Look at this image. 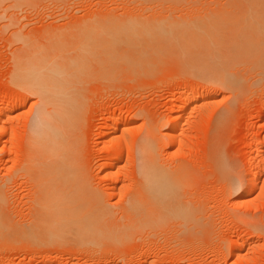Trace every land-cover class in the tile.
I'll use <instances>...</instances> for the list:
<instances>
[{
    "label": "rangeland",
    "instance_id": "rangeland-1",
    "mask_svg": "<svg viewBox=\"0 0 264 264\" xmlns=\"http://www.w3.org/2000/svg\"><path fill=\"white\" fill-rule=\"evenodd\" d=\"M141 1L0 0V107L8 102L12 106L10 112L0 118L1 121L8 118L10 121L8 125L11 128H9L10 131L7 130L4 142L0 143V228L3 229L2 231L0 229V264H264V140L257 143V140L264 139V67L259 69L260 66H256L257 63L254 65V62L249 60L255 52L250 53L253 51L251 46L246 45L251 48L250 51L248 48L244 49L249 40L252 38L255 41L259 40L261 32L264 34L262 31L264 27L261 29L258 24L257 28L259 26L261 29L259 32L258 28L260 34L259 36L256 34L258 38L252 33L254 24H251L253 31L250 32L251 28L248 27L250 24L246 26L247 20L244 16L252 14L251 17L254 18L253 14H260L264 6L256 7L248 2L249 7L247 0L246 2L244 0H144L143 3ZM231 1L234 4L230 3ZM255 1L252 0V2ZM263 11L259 18L264 17ZM251 17L248 19L250 23L254 22L253 19H250ZM240 18H244L243 21ZM257 20L260 19L257 18ZM135 21L138 23H136L137 25ZM261 21H259L260 24H263V20ZM115 22L118 25H115ZM207 22L211 24H207ZM121 23L123 25L120 27L125 26L124 29L130 30L123 28L121 30L119 27ZM172 23L184 26L180 29L179 26L174 28ZM113 24L114 26H112ZM148 24L149 26H147ZM144 25H146L145 29ZM208 25H212L210 29L215 27V30H209ZM115 26L119 28H115ZM187 26L193 29L191 30ZM130 27H133L134 30H131ZM170 28L173 30L172 32ZM176 28L178 30H175ZM218 28L217 31L221 34L216 31ZM194 29L210 33L211 38H216L212 33H218L216 36L219 41L216 42L217 44L215 43L217 47L213 46L220 56L218 60L215 59V55H217L215 51L213 50L215 55L211 53V46L216 39L213 41L210 39L212 43L209 41L211 43L209 47L204 43L208 42L205 41L208 38L203 41L204 35L200 32L197 33L203 35V39L201 38L202 40L199 42L195 40L197 37L194 38V35L197 33H193ZM135 30L136 32H134ZM166 30L169 33L167 37H173L175 31L179 37L175 34L174 40L170 41L171 39L165 38ZM122 31L126 32L128 37L126 33L122 35ZM131 31L137 35L129 36ZM98 32L102 34L99 35ZM119 32L122 35H119L120 38L117 37ZM189 32L193 34V37ZM247 32L252 35V37L249 35L250 39L246 36ZM113 33L116 35L114 36ZM153 33H156V36ZM160 34L162 35L159 38ZM138 35L141 36L140 39L136 37ZM133 36L140 42H137L138 39L136 41L135 37L132 38ZM149 37H151L150 40H147ZM189 37H191V41ZM130 38H132L131 41ZM181 38L184 41H179ZM120 40H123L121 44ZM258 40L256 43L253 40L251 42L256 45L259 43ZM112 41H116L113 42L115 45L109 44ZM185 41L189 42L186 44L187 46L190 43L198 42L202 47H198V44H195L196 47L194 44H190L192 49L188 46L184 50ZM100 42L103 45L99 44ZM218 42H221L220 45ZM180 43L183 45L181 46ZM237 45H240L241 48L239 49ZM241 45L243 51H240L242 50ZM148 46L149 48H147ZM256 47L258 48V46ZM115 48L122 52L119 50L116 52ZM126 51L128 52L126 53ZM246 51L249 52V55ZM258 51L261 55L260 50L254 54L257 59L259 58ZM263 51L262 55H264ZM119 53L121 57L116 55ZM113 54L114 56H112ZM192 55L194 56L192 57ZM28 56L56 62V65L61 64V68L66 72L68 70L70 78H67L72 83L69 87L72 86L73 88H71L76 90V92L72 90L73 95L76 93L80 96V100L83 98L80 103L83 107L79 104L81 108H78L83 113L78 110L81 117H77L80 115L78 112L76 113L77 121L74 122L76 124L72 129L73 132H70L72 136L69 135V137L71 138L68 137L69 146L74 141L72 151L74 149L75 154L73 155L78 156L75 158L79 161H76L77 166L72 164L73 167H65L61 170L30 167L29 169L32 168V170L27 171V167L22 168L25 134L28 126L34 120L33 115H36L34 103L37 98L25 88V82L15 78L14 73L23 69L22 65L25 64L23 60L25 61ZM50 56H52L51 60ZM95 56H101L102 60L105 59V63L103 60L104 66L99 65L100 61L98 62L99 67L95 64ZM188 57V62L195 58L192 63L197 64L194 63L195 66L187 64ZM74 58L77 59V63ZM146 59L150 61L149 64ZM205 59L209 63L214 60L215 67L211 64L212 62L209 64ZM220 59L225 60L226 64H223L224 62H221ZM66 60L67 63L63 64ZM72 60L74 63L71 62ZM215 60L222 67L219 66L218 69ZM234 62L243 65H236ZM69 63L70 65H68ZM250 63L252 64L250 65ZM207 64L210 68L206 66ZM262 64L264 65V63ZM79 65L83 67L81 68ZM88 65H92L91 68ZM69 66L72 67L69 68ZM230 66L233 68H229ZM251 66L252 69H250ZM202 67L205 68L206 74H203L205 71ZM220 68L227 71L226 74L229 77L227 79L235 80L233 78H237V81L243 83L242 86L240 85L242 88H239L240 91L237 89L238 91L230 92L222 88H214L218 83L217 78L219 81L226 75ZM74 69L78 72H72ZM209 69L211 73L207 72ZM89 70L92 71L91 74L88 73ZM105 71L107 74L104 73ZM85 72L93 75L92 78L87 73L85 75ZM220 72L223 73L221 75H225L221 76ZM109 73H112L111 76ZM71 74L73 78H71ZM88 76L90 79L86 78ZM206 76L211 81L210 84ZM102 78L106 80L108 78V82ZM86 79L87 82L84 83ZM82 81H84L83 84ZM212 82L214 83L212 84ZM83 94L84 96H82ZM77 95L74 96L78 99ZM201 101L208 103L205 106ZM180 104L188 105L185 110L179 111V114L174 110ZM171 112L173 113L171 114ZM176 115H182V129L174 135V139L181 141L180 149H176L169 139L161 137L170 126V116L175 117ZM121 124L128 125V128L125 129L128 130L120 132ZM107 126L112 129L110 133L118 138L114 145L118 154L115 155V161L110 167H107L103 162L104 148L105 145H108L109 139L107 135H104ZM144 135L147 136L148 140H146L149 142H147L149 144L147 150L152 151L154 162L159 168L157 169L156 166L155 170H158L156 172L162 177L164 174L166 180L168 177L169 181L174 180L173 183L177 181L174 194L162 202H158L152 197H150L152 202L149 201V193H144L145 189L138 178L140 147L138 140L143 139ZM159 136L160 139L162 138L161 140ZM72 162L74 163V161ZM35 168H39V170H35ZM55 173H59V176ZM241 174H249L252 183L245 185L244 196L240 200V192L236 191L237 185L235 184L238 183ZM62 176L63 178L59 179ZM70 180L73 181V184ZM62 181L65 186H68L65 187ZM45 184L50 186H45ZM74 185L75 189H73ZM57 186L58 188H56ZM48 188L51 192L55 190L56 195L53 193L50 195ZM46 191L47 193H45ZM75 192L77 193L75 194ZM62 193L66 194H63V197L67 196L66 200L70 193L72 194V198L69 197L71 199L76 195L75 199L78 201H74L79 204L80 211H82L79 214L82 218L84 217L83 220L79 214L78 218H75L78 211L75 215L74 210H76L77 204L74 201L76 204L72 209L74 214L71 212V208H65L66 210L63 208L64 206L60 208L59 205L61 203L64 205L63 201L65 200L61 202ZM56 196L61 198L58 197V200L55 198ZM174 196L177 201L179 200L178 202L183 201L180 203L184 204L188 211V206L191 207L190 212L193 213L187 212L186 214H189V217H175L178 216L174 213L175 203L172 207L170 206L174 202L172 200ZM87 197H92V202H89L88 200L91 199ZM46 198H49L47 199L48 203L51 202L53 206V208H49L51 204L44 202L47 203L44 206L51 210L49 213L50 210L46 207L47 214H44L45 216L50 214L52 218L50 221L57 220V217L60 220L65 219L62 217L67 216L69 214L67 211L70 210L72 213L70 216L73 217L72 221L74 222L64 225L65 227L69 225L70 227L67 228L70 230L66 228L67 231L64 226H61V230L63 227L65 229V231L62 230L63 234L59 233L60 230L55 232L56 236L47 235L46 237L47 233L40 231L43 230L40 229L43 227L40 226L42 224L36 227L37 222L42 219L40 216L45 213V211L41 212L44 206L40 201ZM55 199L61 203L54 205L53 200ZM156 200L160 204L167 202L161 207L159 206L160 209L163 207L166 208V211L174 209L172 212L175 216L170 215L171 211L170 213H165L166 211L158 213L159 208L152 205L153 201L156 203ZM68 202L67 200L66 204ZM148 202L151 204L149 205ZM38 203L40 206L42 205V208ZM166 205L170 209L165 207ZM54 206L59 207L55 209ZM43 209L45 210V208ZM58 209H62V211L57 212ZM55 210L59 213L58 216L57 213L53 214ZM63 210L66 215L62 213ZM39 212L42 214H38ZM85 212L88 216H83ZM54 215L56 218L53 219ZM68 218L71 221V218ZM68 218L66 221L69 220ZM47 220L43 221V224L49 223L51 227L52 224ZM35 221L36 223H34ZM66 221L64 220L65 223ZM70 221L68 222L70 223ZM76 228L80 233L75 231ZM49 229L48 231L53 234L54 230L52 232ZM236 243L239 244V247H236Z\"/></svg>",
    "mask_w": 264,
    "mask_h": 264
},
{
    "label": "bare ground",
    "instance_id": "bare-ground-1",
    "mask_svg": "<svg viewBox=\"0 0 264 264\" xmlns=\"http://www.w3.org/2000/svg\"><path fill=\"white\" fill-rule=\"evenodd\" d=\"M3 1H5V0H3ZM8 1V0H7ZM14 1V0H13ZM17 1V0H16ZM22 1V0H21ZM143 2H145L144 0H142ZM141 1V2H142ZM233 1V0H232ZM230 2V3H232V4H234V2ZM245 2H246V0H244ZM142 2V3H143ZM228 2V1H227ZM251 3V4H254V5H256V7H258V6H260V7H262V6H264V0H256L255 2H252V0H251V2H250V0L248 1L247 0V3ZM170 3H172V2H170ZM249 3H248V6H249ZM2 4V3H1ZM231 4V5H232ZM14 5V4H13ZM126 5V4H125ZM228 5H229V3H228ZM238 5V4H237ZM246 6H247V4H246ZM14 7V6H13ZM233 7V6H232ZM250 7V6H249ZM251 7H253V5H251ZM234 8V7H233ZM254 8V7H253ZM264 7H262V9H263ZM11 9V8H10ZM258 9V8H257ZM259 10V9H258ZM264 10V9H263ZM262 10V11H263ZM248 11H250V10H248ZM247 11V12H248ZM253 11V10H252ZM252 11H250V12H252ZM255 11V10H254ZM261 11V12H262ZM256 12V11H255ZM261 12H260V14H261ZM264 12V11H263ZM257 14H259V13H255V14H253L254 16V18H252L251 17V15L249 16H247V17H245L244 16V18L248 21V23H247V21H246V26L248 25V24H250V25H248V27H250L251 29H249L248 27V29L249 30H251L250 32H252L253 31V29H254V31L252 32L254 35H260L259 34V32H261V29H263L262 27H264L263 26V24H264V17L262 18H259L260 17V14L259 15H257ZM239 16V15H238ZM256 16H257V18L258 19H260V20H257V18H256ZM209 17H211V16H209ZM224 17V16H223ZM249 17H251L250 19H253V21L254 22H252V23H250V20H248L249 19ZM206 18H208V17H206ZM239 18V17H238ZM243 18V19H244ZM225 19V18H224ZM227 19V18H226ZM240 19H242V18H240ZM243 19H242V21H243ZM206 20H208V19H206ZM205 20V21H206ZM212 20V19H211ZM210 20V21H211ZM233 20V19H232ZM261 20H263V24L261 23L260 24V22H262ZM204 21V22H205ZM209 21V20H208ZM260 21V22H259ZM112 22V21H111ZM126 22V21H125ZM130 22V21H129ZM198 22V21H197ZM200 22V21H199ZM212 22H214V21H212ZM229 22H232V21H229ZM235 22V21H234ZM256 22V23H255ZM116 23V22H115ZM123 23H124V21H123ZM137 22L135 21V24H136ZM193 24H194V21L192 22ZM210 22H207V24H209ZM218 23H219V21H218ZM222 23H223V21H222ZM127 24V23H126ZM125 24V25H126ZM138 24V23H137ZM136 24V25H137ZM144 24V23H143ZM158 24V23H157ZM171 24V23H170ZM174 26H172V27H174L175 28V26H179V25H181V24H177V25H175L174 23H172ZM189 24V23H188ZM196 25H197V23H195ZM211 24V23H210ZM234 24V23H233ZM239 24V23H238ZM243 24V23H242ZM251 24H254V25H252V27H253V29H252V27H251ZM257 24L261 27V29H260V27L258 26V28L260 29V31H259V29L257 28ZM101 25V24H100ZM115 25H118L117 23L115 24ZM120 25H123L122 23L121 24H119V27H120ZM140 25H141V23H140ZM139 25V26H140ZM169 25V24H168ZM198 25H199V23H198ZM220 25H222V24H220ZM99 26V25H98ZM109 26V25H108ZM107 26V27H108ZM112 26H114V24L112 25ZM129 26V25H128ZM142 26V25H141ZM147 26H149V24L147 25ZM153 26V25H152ZM157 26V25H156ZM163 26V25H162ZM171 26V25H170ZM169 26V27H170ZM182 26H184V25H182ZM182 26H179V29L182 27ZM201 26H203L202 25V23H201ZM212 25H208L207 27H208V29L209 30H211V29H214V28H211L210 29V27H211ZM214 26V25H213ZM233 26V25H232ZM243 26V25H242ZM103 27V26H102ZM105 27V26H104ZM111 27V26H110ZM118 27V26H117ZM116 26H115V28H117ZM118 27V28H119ZM123 27H125V26H121L120 27V29L122 30V28ZM136 27H138V26H136ZM136 27H134V28H136ZM144 27V29H145V27H146V25H144L143 26ZM154 27V26H153ZM158 27V26H157ZM166 27V26H165ZM171 27V28H172ZM188 27V26H187ZM189 27H192V26H190L189 25ZM188 27V28H189ZM198 27H200V26H198ZM217 27V26H216ZM219 28H220V26H218ZM222 27V26H221ZM225 27V26H224ZM244 28H245V26H243ZM112 28V27H111ZM114 28V29H115ZM131 28V27H130ZM133 28V27H132ZM131 28V30H134V29H132ZM139 28H141V27H139ZM171 28H170V30H171ZM187 28V29H188ZM219 28L218 29H216V31L217 30H219ZM239 28V27H238ZM240 28H242V27H240ZM239 28V29H240ZM246 28V29H247ZM100 29V28H99ZM106 29H108V28H106ZM119 29V30H120ZM124 29V28H123ZM128 29V28H127ZM126 28L124 29V30H127ZM147 29V28H146ZM154 29V28H153ZM159 29V28H158ZM183 29V28H182ZM181 29V30H182ZM185 29V28H184ZM186 29V30H187ZM189 29H191V28H189ZM193 29V28H192ZM191 29V30H192ZM200 29V28H199ZM198 29V30H199ZM255 29H257V31H255ZM102 30V29H101ZM110 30V29H109ZM128 30H130V29H128ZM165 30V29H164ZM175 30H178L177 28L175 29ZM195 30V29H194ZM200 30H202V29H200ZM200 30L199 31H197V30H195V31H193V33H197V32H200ZM215 30V29H214ZM115 31H117V30H115ZM154 31H155V29H154ZM162 31V30H161ZM173 30H171V32H172ZM180 31V30H179ZM190 31V30H189ZM213 31V30H212ZM247 31V30H246ZM245 31V32H246ZM259 31V32H258ZM262 31H264V29L262 30ZM95 32V31H94ZM99 32H100V30H99ZM98 32V33H99ZM102 32H104V31H102ZM112 32H114V31H112ZM111 32V33H112ZM121 32V31H120ZM120 32L117 34L118 36V38H120V36L119 35H121L120 34ZM130 32V31H129ZM128 32V33H129ZM132 32V31H131ZM134 32H136V30L134 31ZM134 32H132V33H130V35L129 36H132V35H137V33L136 34H133ZM138 32V31H137ZM140 32H141V30H140ZM142 32H143V28H142ZM148 32V31H147ZM151 32V31H150ZM150 32H148V33H150ZM158 32V31H157ZM166 32L167 33H165L164 32V34L166 35L165 36V38H168V39H171L170 41H172V40H174L173 38L175 37V34H176V31H175V34L173 35V37L171 36V38L170 37H167V35H169V33H168V31L166 30ZM178 32V31H177ZM192 32V31H191ZM205 34H204V33ZM203 32L201 31L200 32V34H203L204 35V39H203V35H200L199 33H197V35L199 36H197L196 34L194 35V38H195V36L197 37L195 40L196 41H198L199 42V40H202L203 39V41L205 40V38H208V39H206L205 41H208V42H204V43H206V45H208L209 47L211 46V40L210 39H212V41L213 40H215V42L213 41V45L211 46V53H213L214 54V51H215V53L217 52L216 50H214L213 48L214 47H217L216 45H215V43L217 42V41H219V40H217V37L218 36H216V34L218 35V33L219 34H221L220 32H218V33H216V34H214V33H212L216 38H214V37H210L211 35H210V33H207V32H205L204 30H203ZM249 32V31H248ZM246 33L245 35L246 36H248L249 37V35L251 34H249V33ZM258 32V33H257ZM97 33V34H98ZM104 33H107V32H104ZM110 33V32H109ZM123 33H126V32H123L122 31V35H123ZM206 33H207V36H205L206 35ZM102 33H99V35H101ZM108 34V33H107ZM145 34V33H144ZM156 34V33H155ZM154 33H153V35H155ZM159 34V33H158ZM163 34V35H164ZM171 34V33H170ZM189 34H190V32H189ZM209 34V35H208ZM240 34V33H239ZM238 34V35H239ZM261 37H260V39H261V41H260V39L258 40V39H256V41L258 40V44H256L255 45V43H256V41L252 38L251 40H249V42H251L252 40L253 41H255V43L253 42H251V43H246L245 44V50H247V48L248 47H246V45H248L249 47L251 46V48H252V50L253 51H251L250 53H253L254 51V53L252 54L253 56H254V54H256V51L257 50H260L261 51V55L263 54L262 53V51L264 50V40H263V32H261ZM105 35V37H106V34H104ZM109 35V34H108ZM111 35V34H110ZM113 35H114V33H113ZM116 35V34H115ZM114 35V36H115ZM121 35V36H122ZM128 34L126 33V36H127ZM141 35V34H140ZM149 35H151V37H154V36H152V34H149ZM162 34H160L158 37L160 38V36H161ZM176 35H178V34H176ZM181 35H183V34H181ZM180 35V36H181ZM190 35H192V37H193V34H190ZM243 35V34H242ZM256 35V36H257ZM114 36H113V39H114ZM156 36V35H155ZM186 36V35H185ZM244 36V35H243ZM242 36V37H243ZM258 36H257V38H258ZM100 37V36H99ZM128 37V36H127ZM135 36H133L132 38H134ZM136 37H138L139 39L141 38V36H136ZM136 37H135V39H136ZM146 37V36H145ZM151 37H149V39H147V40H150V38ZM178 37H179V35H178ZM183 37H184V35H183ZM188 37V36H187ZM186 37V38H187ZM220 37V36H219ZM238 37V36H237ZM241 37V36H240ZM250 37H252V35H250ZM250 37H249V39H250ZM95 38H97V37H95ZM102 38V37H101ZM108 38H110V37H108ZM125 38V37H124ZM132 38H130L129 40L131 41V39ZM137 38V39H138ZM147 38V37H146ZM145 38V39H146ZM156 38V37H155ZM154 38V39H155ZM165 38H163L164 40H165ZM185 38V37H184ZM190 38V41H191V37H189ZM188 38V39H189ZM199 38V39H198ZM202 38V39H201ZM214 38V39H213ZM224 38V37H223ZM239 38V37H238ZM244 38V37H243ZM247 38V37H246ZM115 39H117V38H115ZM137 39H136V41H137ZM139 39H138V41L137 42H140L139 41ZM153 39V38H152ZM178 39V38H177ZM176 39V40H177ZM198 39V40H197ZM220 39V38H219ZM227 39V38H226ZM240 39V38H239ZM99 40V39H98ZM102 40V39H101ZM125 40V39H124ZM180 40H183L182 38L181 39H179V41ZM192 40H194V39H192ZM238 40V39H237ZM103 41V40H102ZM110 41V40H109ZM121 41L123 42V40H120V44H121ZM127 41V40H126ZM135 41V40H134ZM135 41V42H136ZM153 41V40H152ZM155 41H157V40H155ZM163 41V40H162ZM184 41V40H183ZM202 41V42H203ZM209 41L211 42V43H209ZM221 41V40H220ZM248 41V40H247ZM113 42H116V41H112L111 43L109 42V44L111 45V44H114L115 45V43H113ZM118 42H119V40L116 42L117 44H118ZM167 42V41H166ZM176 42H178V40L176 41ZM186 42V41H185ZM184 42V46H183V48H184V50H185V47L187 48L188 46L186 45L187 43H189V42H186L185 43ZM192 42H195V41H192ZM198 42H196V43H192L191 45H193L194 44V46L196 47V45L195 44H198ZM201 42V41H200ZM236 42V41H235ZM234 42V43H235ZM246 42V41H245ZM244 42V43H245ZM106 43H107V41H106ZM127 43H129V42H127ZM149 43H151V42H149ZM155 43V42H154ZM172 43V42H171ZM209 43V44H208ZM219 43H221V42H218V44ZM233 43V44H234ZM260 43H261V47H260ZM97 44V43H96ZM99 44H102L101 42L99 43ZM108 44V45H109ZM122 44H124V43H122ZM139 44V43H138ZM159 44V43H158ZM157 44V45H158ZM173 44H174V42H173ZM217 44V43H216ZM239 44H241L240 43V41H239ZM263 44V45H262ZM103 45V44H102ZM143 45V44H142ZM156 45V47H158ZM168 45V44H167ZM166 45V46H167ZM169 45H170V43H169ZM180 45H181V43H180ZM183 45V44H182ZM181 45V46H182ZM205 45V46H206ZM220 45V44H219ZM244 45V44H243ZM253 45V46H252ZM255 45V46H254ZM23 46H25V45H23ZM131 46H133V45H131ZM130 46V47H131ZM155 46V45H154ZM175 46V45H174ZM177 46V45H176ZM179 46V45H178ZM177 46V47H178ZM204 46V45H203ZM214 46V47H213ZM236 46V45H235ZM238 47H239V49L241 48L240 47V45H237ZM242 46V45H241ZM256 46H258V48L256 47ZM263 46V47H262ZM102 47H104V46H102ZM111 46H109V48H110ZM135 47V46H134ZM152 47V46H151ZM165 47V46H164ZM163 47V48H164ZM190 47V49H192L191 48V46H189ZM193 47V46H192ZM198 47H202L201 46V44H200V46H199V44H198ZM208 47V48H209ZM219 47V46H218ZM229 47V46H228ZM26 48V47H25ZM114 48V47H113ZM123 48V47H122ZM121 48V49H122ZM129 48V47H128ZM128 48H127V50H128ZM147 48H149V46L147 47ZM159 48V47H158ZM167 48V47H166ZM182 48V47H181ZM182 48V49H183ZM194 48V47H193ZM206 48V47H205ZM251 48H248L249 49V51L251 50ZM257 48V49H256ZM261 48V49H260ZM110 49H112V48H110ZM141 49V48H140ZM179 49V48H178ZM182 49H180V50H182ZM189 49V48H188ZM196 49V48H195ZM204 49V48H203ZM207 49V48H206ZM210 49V48H209ZM216 49V48H215ZM239 49H237V51H239ZM243 49V46H242V50H240V51H243L244 50ZM256 49V50H255ZM24 50V49H23ZM98 50V49H97ZM97 50H96V52H97ZM115 50H116V48H115ZM117 50H119L118 48H117ZM117 50H116V52H117ZM201 50H202V48H201ZM214 50V51H213ZM102 51H104V49H102ZM112 51V50H111ZM110 51V52H111ZM120 51V50H119ZM213 51V52H212ZM235 51H236V49H235ZM25 52V51H24ZM108 52V51H107ZM106 52V53H107ZM120 52H122V51H120ZM128 51H126V53H127ZM183 52V51H182ZM186 52H187V50H186ZM188 52H190V51H188ZM210 52V51H209ZM209 52H207V53H209ZM264 52V51H263ZM26 53V52H25ZM100 53H101V51H100ZM100 53H97V54H100ZM109 53V52H108ZM126 53H125V56L127 57V55H126ZM192 53V52H191ZM198 53V52H197ZM207 53H205V54H207ZM246 53H247V55H249L248 53V51H246ZM104 54V53H103ZM123 54H124V52H123ZM142 54V53H141ZM212 54V56H214ZM217 54V53H216ZM245 54V53H244ZM243 54V55H244ZM258 56H259V58L257 59V57L256 56H254L255 58H254V60L252 59L253 58V56L252 55H250V56H252L251 57V59L249 58V56H248V58H249V60L253 63L254 62V65L257 63L258 65H256V66H260L259 67V69L263 66L264 67V65L262 64V63H264V60L262 61V59H263V57H264V55H262V59L260 58L261 57V55H259L260 54V52L258 51ZM21 55V54H20ZM28 55V54H27ZM92 55H94V54H92ZM102 55V54H101ZM116 55H119L120 57H121V55H120V53L119 54H116ZM143 55H144V53H143ZM145 55H147V54H145ZM187 55V54H186ZM201 55V54H200ZM25 56V55H24ZM35 56V55H34ZM34 56H32L33 58H31V57H29L28 56V60L26 59L25 61L23 60V62H25V64L24 65H22V66H24V67H22L23 69L21 70V71H19V72H17L16 73V71H15V73H14V75H15V78H19V80H22V82H25V88H27L28 89V91L29 92H31V94H33V95H35L36 96V102L34 103V106H35V110H36V115H33L34 116V120H33V122H31V124L28 126V128H27V130H26V134H25V139H26V142H24V148H23V164H22V168L24 167V168H28V170L27 169H25V170H27V171H30V170H32V168L31 169H29L30 167H44V168H51V169H55L56 170V168H58V170L60 169H62V168H65V167H69L70 168V166H74V165H72V164H76V161L77 162H79L78 160H75V158L76 157H78V156H76V155H73V154H75V152H74V149H73V151H72V144L74 145V141H73V143L71 142V145L69 146V144H68V142L70 143V141H69V138H71V137H69V135L70 136H72L71 135V131L73 132V127H74V124H76V123H74V122H76L77 121V118H75L76 117V113L78 112V108L80 107V103H82L81 101H82V99L80 100V96H78L76 93L74 94V95H77V97H78V99L73 95V91L72 90H74V92H76V90L75 89H72L73 87L72 86H70L69 87V85L70 84H72V83H70L71 81H69L70 79H68L67 77H69L70 78V76H68V70H67V72H66V70H64L63 68H61V64H57L56 65V62L54 63V62H49V61H46V60H43V58L42 59H35V57ZM112 56H114V54L112 55ZM111 56V57H112ZM140 56V55H139ZM194 55H192V57H193ZM209 56L211 57V55L209 54ZM216 56V57H215ZM214 57H215V59L217 58V60H218V58L220 57V56H218V54L217 55H215ZM218 56V57H217ZM230 56V55H229ZM236 56H238V55H236ZM235 56V57H236ZM240 56H241V53H240ZM38 58H39V56H37ZM41 57V56H40ZM51 57L52 56H50V60H51ZM96 57V56H95ZM99 57V58H98ZM98 57H96V63L95 64H97V66H98V62L100 63L99 65L101 66V65H103V60H104V63H105V59L103 58V60L101 59V56H98ZM119 57V58H120ZM144 57H146V56H144ZM184 57V56H183ZM192 57H190V58H192ZM214 57H212V58H214ZM226 57V56H225ZM243 57V56H242ZM91 58V57H90ZM93 58V57H92ZM106 58V57H105ZM108 58V57H107ZM110 58V57H109ZM108 58V59H109ZM113 58V57H112ZM115 58V57H114ZM118 58V59H119ZM141 58H143V56H141ZM149 58V57H148ZM182 58V57H181ZM186 58V57H185ZM196 58V60H197V56L195 57ZM195 58H194V60L193 61H195ZM207 58V57H206ZM229 58V57H228ZM16 59V58H15ZM48 59V58H47ZM63 59V58H62ZM68 59V58H67ZM75 59V63H77L76 62V58H74ZM81 59V58H80ZM83 59V58H82ZM94 59V58H93ZM100 59V60H99ZM122 59V58H121ZM129 59V58H128ZM132 59V58H131ZM135 59V58H134ZM154 59V58H153ZM183 59V58H182ZM181 59V60H182ZM193 59V58H192ZM201 60H202V58H200ZM210 60H211V58H209ZM225 59V58H224ZM259 59H261V60H259ZM14 60V59H13ZM19 60V59H18ZM69 60H71V59H69ZM69 60H68V62H69ZM84 60V59H83ZM88 60V59H87ZM91 60V59H90ZM120 60V59H119ZM118 60V61H119ZM124 60V59H123ZM126 60V59H125ZM130 60V59H129ZM144 60V59H143ZM147 61H149L150 60V58H149V60L148 59H146ZM145 60V61H146ZM156 60V59H155ZM187 60V64H190V65H192V64H194V63H192L193 61L192 60H190V62H188L189 61V57H188V59H186ZM206 60V59H205ZM207 60H208V58H207ZM207 60H206V62H207ZM221 60V62H224L223 64H226V61L224 60H222V59H220ZM239 60H241V59H239ZM249 60H248V62H249ZM257 60V61H256ZM53 61H55L54 59H53ZM58 61V60H57ZM74 60H72L71 62H73ZM81 61V60H80ZM107 61V60H106ZM117 61V62H118ZM121 61V60H120ZM127 61V60H126ZM135 61V60H134ZM140 61V60H139ZM185 61V60H184ZM200 61V60H199ZM213 61L214 60H212V61H210V63L211 64H213ZM216 61V60H215ZM228 61V60H227ZM244 61V60H243ZM262 63H261V62ZM87 62V61H86ZM95 61L93 60V63H94ZM102 62V63H101ZM113 62V61H112ZM217 62V61H216ZM229 62V61H228ZM240 62V61H239ZM239 62L238 63H235L236 65H238L239 64ZM242 62V61H241ZM247 62V63H248ZM259 62V63H258ZM15 63V62H14ZM18 63V62H17ZM67 63V60L65 61V63H63V64H66ZM74 63V62H73ZM79 63V62H78ZM83 63H84V61H83ZM130 63H131V61H130ZM133 63V62H132ZM150 63V61L148 62V64ZM184 63V62H183ZM200 63H201V61H200ZM204 63V62H203ZM207 63H209V62H207ZM209 63V64H210ZM233 63V64H234ZM252 63H250V65L252 64ZM21 64V63H20ZM81 64V63H80ZM90 64V63H89ZM121 64V63H120ZM119 64V65H120ZM135 65L137 64V63H134ZM187 64H185V65H187ZM195 64H197V63H195ZM195 64H194V66H195ZM218 64V69H219V66L220 67H222L221 66V64L219 65V63L217 62L216 63V65ZM242 64V63H241ZM241 64H239V65H241ZM260 64V65H259ZM16 65V64H15ZM68 65H70V63L68 64ZM83 65V64H82ZM118 65V64H117ZM123 65V64H122ZM126 65V64H125ZM142 65V64H141ZM230 65H231V63H230ZM243 65V64H242ZM19 66V65H18ZM80 66V65H79ZM85 66V65H84ZM89 66V65H88ZM91 66L92 65H90L89 67L91 68ZM104 66V65H103ZM128 66V65H127ZM143 66V65H142ZM146 66H147V64H146ZM157 66V65H156ZM201 66H202V64H201ZM200 65H199V67H201ZM207 67H208V64L206 65ZM206 66L204 65V67L206 68ZM213 66L215 67V64H213ZM72 67V66H71ZM70 66H69V68H71ZM74 67H75V65H74ZM81 67V66H80ZM83 67V66H82ZM81 67V68H82ZM99 67V66H98ZM102 67V66H101ZM110 67V66H109ZM120 67V66H119ZM138 67V66H137ZM141 67V66H140ZM188 67V66H187ZM193 67V66H192ZM197 67H198V65H197ZM204 67H202V69L204 70L205 68ZM225 67V66H224ZM232 66H230L229 68H231ZM247 67V66H246ZM17 68V67H16ZM68 68V67H67ZM80 68V69H81ZM89 68V69H90ZM112 68H113V66H112ZM135 68V67H134ZM143 68H145V67H143ZM190 68V67H189ZM208 68H210V67H208ZM233 68V67H232ZM254 68V67H253ZM257 68V67H256ZM20 69V68H19ZM77 69V68H76ZM76 69H74L72 72H78V71H76ZM79 69V68H78ZM77 69V70H78ZM111 69V68H110ZM127 69V68H126ZM126 69H125V71H126ZM141 69V68H140ZM196 69H198V68H196ZM200 69V68H199ZM198 69V70H199ZM248 69H249V67H248ZM250 69H252V66L250 67ZM262 69V68H261ZM88 70V69H87ZM103 70V69H102ZM193 70V69H192ZM212 70V69H211ZM220 70H222L221 68H220ZM82 71H85V70H82ZM81 71V72H82ZM90 72H88V73H92V71L91 70H89ZM110 71V70H109ZM114 71H115V69H114ZM205 71V70H204ZM218 71V70H217ZM225 74L227 73V71L225 72L224 70H222ZM200 72V71H199ZM203 72V71H202ZM208 73L210 72V69H209V71H207ZM264 72V71H263ZM262 72V73H263ZM86 73L87 72H85V75H86ZM87 73V74H88ZM95 73V72H94ZM104 73H106V71L104 72ZM113 73V72H112ZM112 73H109L110 75L109 76H111V74ZM119 73V72H118ZM195 73V72H194ZM207 73V75H209ZM211 73V72H210ZM261 73V72H260ZM73 74V73H72ZM72 74H71V78H73L72 77ZM78 74V73H77ZM79 74H80V70H79ZM96 74V73H95ZM94 74V75H95ZM107 74V73H106ZM143 74V73H142ZM203 74H206V71L203 73ZM203 74H202V77H203ZM212 74H214L213 72H212ZM221 74H223V73H221L220 72V75ZM224 74V75H225ZM254 74H255V72H254ZM258 74V73H257ZM69 75H70V72H69ZM74 75H76L75 73H74ZM89 75V74H88ZM103 75V74H102ZM219 75V74H218ZM224 75H221V76H224ZM227 75L228 74H226L225 75V77H222L223 79H221V80H219L218 81V78H217V82L218 83H216L215 84V87L212 85V87H214V88H222V89H225V90H228V91H230V92H233V91H236L237 89H239V88H241V84H243V83H240L239 81H237V78H233V79H235V80H231V79H227V78H229V77H227ZM261 75V74H260ZM78 77H79V75H77ZM83 76V75H82ZM81 76V77H82ZM89 76H91V78H92V76L93 75H89ZM89 76L88 77H86V78H89ZM118 76V75H117ZM205 76V75H204ZM210 76V75H209ZM213 76H215V75H213ZM220 76V77H221ZM263 76H264V74H263ZM263 76H260L261 78L263 77ZM75 77V76H74ZM98 77H99V75H98ZM207 77V76H206ZM77 78V77H76ZM110 78V77H109ZM226 78V79H225ZM81 79V78H80ZM90 79V78H89ZM94 79V78H93ZM98 79V78H97ZM100 79H101V77H100ZM73 80V79H72ZM75 80H79V79H75ZM102 80H106V79H103L102 78ZM102 80H100V81H102ZM107 80H108V78H107ZM106 80V81H107ZM206 80V79H205ZM207 80L209 81V84L211 83V81L208 79V77H207ZM244 80V79H243ZM261 80V79H260ZM207 81V82H208ZM215 81V80H214ZM78 82V81H77ZM80 82H81V80H80ZM79 82V83H80ZM83 82L84 81H82V84H83ZM87 82V79H86V81L84 82V83H86ZM108 82V81H107ZM255 82V81H254ZM14 83H15V81H14ZM19 83V82H18ZM76 83V82H75ZM214 82H212V84H213ZM27 84V85H26ZM74 84V83H73ZM88 84H89V82H88ZM21 85V84H20ZM78 85V84H77ZM241 85V86H240ZM258 85V84H257ZM23 86V85H22ZM73 86H75V85H73ZM82 86V85H81ZM211 86V85H210ZM72 87V88H71ZM26 89V90H27ZM242 89V88H241ZM83 90V89H82ZM85 91V90H84ZM238 91V90H237ZM239 91H240V89H239ZM77 92L81 95V93L79 92V90H77ZM187 94V93H186ZM193 94V93H192ZM189 95H190V93H189ZM82 96H84V94L82 95ZM189 97V96H188ZM77 100H78V102H77ZM205 100V99H204ZM208 100V99H207ZM84 101V100H83ZM214 101V100H213ZM212 102V101H211ZM9 103V102H8ZM8 103H6L5 105H3L2 107H0V118L1 117H3L6 113H8V112H10V110L12 109L11 107L12 106H10V104H8ZM186 103V102H185ZM188 103V102H187ZM201 103H202V105H205L206 106V104L208 103L207 101L205 102V101H201ZM80 104V105H79ZM187 105L188 104H180V105H178V106H176L175 107V112L177 111V113L179 112V111H183V110H185V108L187 107ZM15 106V105H14ZM82 106V105H81ZM83 107V106H82ZM203 107V106H202ZM81 108V107H80ZM83 109V108H82ZM31 110H32V108H31ZM80 111V110H79ZM172 111V110H171ZM30 112V111H29ZM81 112V111H80ZM80 112H78V115H80V116H77V117H81V114H80ZM105 112V111H104ZM81 113H83V112H81ZM173 112H171V114H172ZM179 114H180V112H179ZM31 115V114H30ZM181 116L182 115H176L175 117H173V116H170L171 117V120H170V126H169V128H168V130L163 134V135H161V134H159V135H161V137H165L166 139H169L170 141H172V144L174 145V147L176 148V149H180V146H182L181 145V141H179L178 139H174V135L177 133V132H179V131H181V122H182V119H181ZM8 117V116H7ZM75 120V121H74ZM119 120V119H118ZM78 121H79V118H78ZM8 122H10L9 120H8V118L6 119V120H2L1 121V119H0V143H3L4 142V140H5V138H6V133H7V130H9V128H10V126L8 125V124H10V123H8ZM114 124V123H113ZM9 126V127H8ZM12 126V125H11ZM128 125H122L121 124V126H119L120 128H119V130H120V132L121 131H127V130H125L126 129V127H127ZM111 127L110 126H107V128H106V130H105V132H104V135H107V137L109 138L108 139V141H107V143H108V145H105V155H104V157H103V162H104V164H106V166L107 167H110L112 164H113V162L115 161V155L116 154H118L117 152V150L116 149H114V145L116 144V142H117V136H114L112 133H110L111 132V130L112 129H110ZM128 128V127H127ZM11 129V128H10ZM10 131V130H9ZM158 132V131H157ZM152 133V132H151ZM103 134V133H102ZM155 136V135H154ZM69 137V138H68ZM147 136L146 135H144V138H143V136H142V138L143 139H140V140H138V141H140V147H139V151H138V160H139V162H138V171H139V177L138 178H140V183H141V185H142V187L145 189V192L144 193H149V195H148V197H149V201H151L150 200V197H152V198H155V199H157L158 200V202H162V201H164L165 199H167L168 197H170V196H172L173 194H174V189H175V187H176V184H177V181H175L174 183H173V181H169L168 180V177H167V180H166V176L163 174V177L162 176H160V174L159 173H157L156 171H158V170H155L156 169V164H155V162H154V159H153V154H152V151L150 152V149H149V151L147 150L148 148V146H149V142L147 141L148 139L146 138ZM147 139V140H146ZM159 139H160V136H159ZM162 139V138H161ZM160 139V140H161ZM125 140V139H124ZM262 140H264V139H260V140H257V143H260ZM25 141V140H24ZM72 141V140H71ZM148 142V143H147ZM122 143V142H121ZM129 144H130V142H128ZM256 143V144H257ZM139 144V143H138ZM125 145V144H124ZM258 145V144H257ZM113 147V148H112ZM119 150H122V149H119ZM72 152H74V153H72ZM176 153V152H175ZM73 156H74V160H73ZM117 158V157H116ZM78 159V158H77ZM22 160V159H21ZM117 160H118V158H117ZM72 161H74V163L72 162ZM259 162V161H258ZM257 162V163H258ZM262 162V161H261ZM79 164V163H78ZM115 164V163H114ZM82 165V164H81ZM256 165V164H255ZM260 165V164H259ZM75 166H77V164L75 165ZM39 170V168H35V170ZM73 169V168H72ZM76 169V168H75ZM74 169V170H75ZM81 169V168H80ZM107 169V168H106ZM109 169H111V168H109ZM157 169H159L158 168V166H157ZM259 169V168H258ZM257 169V170H258ZM34 170V171H35ZM45 170V169H44ZM49 170V169H48ZM57 170V171H58ZM68 170V169H67ZM64 171V170H63ZM63 171H62V173H63ZM70 171V170H69ZM77 171V170H76ZM79 171V170H78ZM43 172V171H42ZM45 172H46V170H45ZM55 172V171H54ZM247 172H249V171H247ZM41 173V172H40ZM39 173V174H40ZM47 173V172H46ZM45 173V174H46ZM51 172L49 171V174H50ZM68 173V172H67ZM49 174H47V175H49ZM56 174V173H55ZM59 174V173H58ZM58 174H56V175H58ZM64 174V173H63ZM76 174V173H75ZM43 175V174H42ZM80 175V174H79ZM114 175V174H113ZM251 175V174H250ZM254 175V174H253ZM44 176V175H43ZM53 176V175H52ZM59 176V175H58ZM61 176V175H60ZM68 177H69V175H67ZM107 176V175H106ZM65 177V176H64ZM72 177V176H71ZM177 177V176H176ZM251 176H249V174H246V175H242L241 174V176H240V178H239V180H238V183L236 182V184H235V182H234V180H233V183L235 184V185H237V187H236V191L237 192H240V196H239V199L241 200L242 198H243V196H244V190H245V188L244 187H246L245 185H247V184H251L252 183V180H251V178H250ZM55 178H57V177H55ZM61 178H63V176L62 177H60L59 179H61ZM75 178V177H74ZM253 178V177H252ZM37 179H38V177H37ZM49 179V178H48ZM67 179V178H66ZM234 179V178H233ZM58 180V179H57ZM78 180V179H77ZM44 181V180H43ZM51 181V180H50ZM65 181V180H64ZM71 181V180H70ZM40 182V181H39ZM46 182H47V180H46ZM45 182V183H46ZM72 182V184H73V181H71ZM71 182H68V183H71ZM58 183V182H57ZM67 183V182H66ZM76 183V182H75ZM50 184H52V183H50ZM59 184V183H58ZM62 184H63V181H62ZM65 184V183H64ZM63 184V185H64ZM79 184V183H78ZM53 185V184H52ZM45 186H50V185H47V184H45ZM65 186V185H64ZM68 186V185H67ZM67 186H65V187H67ZM70 186H72V185H70ZM69 186V187H70ZM253 186V185H252ZM42 188H43V186H42ZM45 188V187H44ZM47 188V187H46ZM56 188H58V186L56 187ZM76 187H75V185L73 186V189H75ZM49 189V188H48ZM51 189H52V187H51ZM61 189V188H60ZM71 189V188H70ZM244 189V190H243ZM46 190V189H45ZM44 190V191H45ZM68 190V189H67ZM72 190V189H71ZM48 191V190H47ZM47 191L45 192V193H47ZM68 191H70V190H68ZM50 192V193H49ZM49 194L51 195L52 193L53 194H55L56 195V193L57 192H55V190H54V192H51L50 191V189H49ZM60 192H62V191H60ZM67 192V191H66ZM246 192V191H245ZM69 193V192H68ZM77 192H75V194H76ZM147 193V194H148ZM59 194H61V193H59ZM63 194H65V193H62V198L60 197V196H56L55 198H57L58 199V197H59V199L61 198L62 200H61V202L65 199L66 200V197L67 196H64L63 197ZM85 194V193H84ZM246 194V193H245ZM47 195V194H46ZM66 195V194H65ZM70 196H68V203H70L69 205H68V203L66 204V202H67V200H66V202L64 203V201H63V204L64 205H62V203L60 204L59 202H57L58 200H53L54 201V205H56V203H59L60 205V208L61 207H63L64 209L65 208H71L70 210H71V212L73 213V210L72 209H74V207H75V205L77 204V206L79 205L78 204V202L76 203L75 201H78L77 199H75L76 197V195H74L73 196V199H71L72 198V194L70 193L69 194ZM43 197V196H42ZM49 197V196H48ZM54 197V196H53ZM69 197H71V198H69ZM81 197H82V195H81ZM93 197V196H92ZM91 197V198H92ZM147 197V198H148ZM52 198V197H51ZM88 198V197H87ZM90 198V197H89ZM88 198V199H89ZM90 198V199H91ZM47 199H49V198H46V199H41L42 201H40L42 204H43V206L44 205H46L47 203H48V200ZM53 199V198H52ZM51 199V200H52ZM82 199V198H81ZM171 199V198H170ZM75 200V201H74ZM154 200V199H153ZM157 200H156V203H154V201H153V207L155 206V208H159L158 210H157V212L158 213H163L162 211H166V208H164L163 207V209H160V207L162 206V204H166L167 202H165V203H162V204H160V203H158L157 202ZM172 200H174V202L172 203V205H170L171 207L173 206V204L175 203V211H174V213H176L178 216H175V214L172 212L173 210H170L172 213H170V211H166L165 213H170V215H172V216H175V217H178V218H184V216H188L190 213H193L192 211L190 212V210H191V207L190 206H188V209H189V211L187 210V207L184 205V204H182V203H180V202H183V201H180V202H178L177 201V199H176V196H174L173 197V199ZM182 200V199H181ZM50 201V200H49ZM76 203V204H74V202ZM85 201H87V200H85ZM89 202L91 201L92 202V199L91 200H88ZM44 202H47V203H44ZM152 202V201H151ZM171 202V201H170ZM169 202V203H170ZM177 202V203H176ZM40 203V204H41ZM50 204H51V202H49ZM48 203V204H49ZM72 203V204H71ZM138 203V202H137ZM149 203V202H148ZM169 203H168V205H169ZM187 203V202H186ZM185 203V204H186ZM65 204H66V206H65ZM91 204H93V203H91ZM151 203H149V205H150ZM157 204V205H156ZM159 204V205H158ZM171 204V203H170ZM38 205H39V203H38ZM62 205V206H61ZM85 205H86V203H85ZM94 205H95V203H94ZM93 205V207H95ZM59 206H56L57 208L59 207ZM69 206V207H68ZM75 207L76 208V210H74V212H75V215H76V211H78L77 212V217H75V218H78V214H79V212H82V211H80V207L78 206V207ZM91 206V205H90ZM160 206V207H159ZM39 207L40 208H42V205L40 206L39 205ZM47 207V206H46ZM45 206L43 207V208H45V210L42 208V211L41 212H44L45 211V213H38V214H42L41 216H40V218L42 217V219H40L39 221L40 222H37V224H36V227H38V225H40V224H42V225H40V226H43L42 228H40V229H43V230H40L41 232L42 231H44V233L46 234V237H47V235H51V236H54L55 235V232H59L60 230H61V226H64L65 224L67 225V224H72V222H74V221H72V219H73V217L71 218V216H70V214H72V213H70V210H68L67 211V213L69 212V214H67V216H63V214L64 215H66L65 213V210H63V214L61 215V217H62V219L65 217V219H63V220H60V218H56V216L54 215V216H52L53 217V219H54V217L57 219V220H51L50 221V219H52L51 218V216H50V214L49 215H44V214H47L46 213V211H47V208H46ZM55 207V206H54ZM56 207H55V209H56ZM83 207V206H82ZM88 207H89V205H88ZM99 207V206H98ZM144 207V206H143ZM165 207H167V205L165 206ZM190 207V208H189ZM49 208H53V206H52V204H51V207H49ZM48 208V209H49ZM62 208V209H63ZM154 208V209H155ZM167 208H169V207H167ZM39 209V208H38ZM62 209L61 210H57V212L59 211V212H61L62 211ZM82 209H84V208H82ZM101 209V208H100ZM170 209V208H169ZM198 209H200V208H198ZM39 210H41V209H39ZM50 210V209H49ZM48 210V211H49ZM53 210V209H52ZM93 209H91V211H92ZM99 211V210H98ZM156 211V210H155ZM161 211V212H160ZM51 212V210L49 211V213ZM53 212V211H52ZM56 212V210H55V213H53V214H56L57 213ZM88 212V211H87ZM92 212H94V210L92 211ZM99 212H101V211H99ZM187 212L189 213L188 215H186L187 214ZM86 213V212H85ZM83 214V216H88V214L86 213V214ZM90 213V212H89ZM96 213H98V212H96ZM198 213V212H197ZM52 213H51V215H53ZM58 214L59 213H57L56 215L58 216ZM74 214V213H73ZM93 214V213H92ZM99 214V213H98ZM182 214V215H181ZM184 214V215H183ZM44 215V216H43ZM69 215V216H68ZM74 215V216H75ZM80 215V214H79ZM194 215V214H193ZM48 216H50V218H48ZM81 216V215H80ZM101 216H103V215H101ZM181 216V217H180ZM44 217V218H43ZM48 218V220H47V218ZM68 217H70L71 218V221H70V219L68 218ZM189 217V216H188ZM46 218V219H45ZM67 218L69 219L68 221H70V223L68 222V221H66L67 220ZM81 218H82V216H81ZM80 218V219H81ZM84 218V217H83ZM83 218H82V220H83ZM90 218V217H89ZM187 218V217H186ZM43 219H45V220H47V222L49 221L50 222V224H52L51 225V227H52V229H49V228H51L50 227V225H49V223L48 224H43V221L45 222V220H43ZM86 219V218H85ZM84 219V220H85ZM37 220H38V218H37ZM64 220L66 221V223L64 222ZM77 220V219H76ZM78 221V220H77ZM42 222V223H41ZM46 222V223H47ZM64 222V223H63ZM68 222V223H67ZM79 222V221H78ZM34 223H36V221L34 222ZM62 223V224H61ZM82 223V222H81ZM5 224V223H4ZM75 224V223H74ZM76 224H77V222H76ZM79 224V223H78ZM45 225V226H44ZM49 225V226H48ZM65 225V226H66ZM84 226H85V222H84V224H83ZM82 225V226H83ZM64 226V227H65ZM69 226V225H68ZM67 226V227H68ZM79 226H80V224H79ZM88 226V225H87ZM2 227H4V226H2ZM35 227V226H34ZM64 227H63V229L62 230H64L65 231V229L67 228V227H65V229H64ZM70 227V226H69ZM72 227V226H71ZM50 230V231H52L53 232V230H54V233L52 234L51 232H49L48 231V229ZM88 228V227H87ZM1 229V228H0ZM11 229V228H10ZM67 229H69L70 230V228H67ZM66 229V230H67ZM72 229V228H71ZM77 229V228H76ZM79 229H81L82 230V228H79ZM83 229H85V228H83ZM3 229H1V231H2ZM18 230V229H17ZM45 230H47L46 232H45ZM62 230H61V232H59V233H62L63 234V232H62ZM86 230V229H85ZM68 231V230H67ZM71 231H73V230H71ZM75 231H77V232H79L80 233V231H78V229L77 230H75ZM85 232V231H84ZM94 232V231H93ZM100 233V232H99ZM78 234V233H77ZM91 234H92V232H91ZM98 234V233H97ZM84 235V234H83ZM89 235V234H88ZM87 235V236H88ZM56 236V235H55ZM82 236V235H81ZM86 236V237H87ZM90 236V235H89ZM59 237V236H58ZM83 237V236H82ZM91 237V236H90ZM89 237V238H90ZM83 238H85V237H83ZM82 238V239H83ZM94 238V237H93ZM48 239V238H47ZM81 240V239H80ZM237 244V243H236ZM235 244V245H236ZM239 244H237L236 245V247L238 246ZM239 247V246H238ZM233 248H235V247H233Z\"/></svg>",
    "mask_w": 264,
    "mask_h": 264
}]
</instances>
